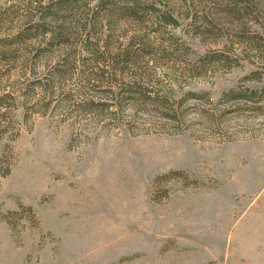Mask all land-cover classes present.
Returning <instances> with one entry per match:
<instances>
[{
	"label": "rangeland",
	"instance_id": "1",
	"mask_svg": "<svg viewBox=\"0 0 264 264\" xmlns=\"http://www.w3.org/2000/svg\"><path fill=\"white\" fill-rule=\"evenodd\" d=\"M0 264H264V0H0Z\"/></svg>",
	"mask_w": 264,
	"mask_h": 264
},
{
	"label": "trees",
	"instance_id": "2",
	"mask_svg": "<svg viewBox=\"0 0 264 264\" xmlns=\"http://www.w3.org/2000/svg\"><path fill=\"white\" fill-rule=\"evenodd\" d=\"M134 9V7H131V9L130 10H133Z\"/></svg>",
	"mask_w": 264,
	"mask_h": 264
}]
</instances>
